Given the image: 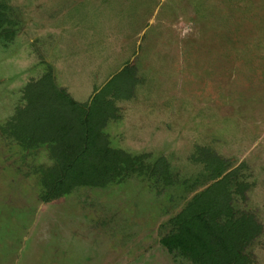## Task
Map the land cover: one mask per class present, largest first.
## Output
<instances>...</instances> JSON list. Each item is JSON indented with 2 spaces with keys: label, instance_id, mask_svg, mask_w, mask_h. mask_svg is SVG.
<instances>
[{
  "label": "rangeland",
  "instance_id": "obj_1",
  "mask_svg": "<svg viewBox=\"0 0 264 264\" xmlns=\"http://www.w3.org/2000/svg\"><path fill=\"white\" fill-rule=\"evenodd\" d=\"M0 17V264H191L161 240L214 182L210 155L238 177L231 205L261 226L244 254L264 264V0H0ZM46 75L83 105L117 77L109 146L163 160L170 182L146 170L41 200L49 144L11 124Z\"/></svg>",
  "mask_w": 264,
  "mask_h": 264
},
{
  "label": "trees",
  "instance_id": "obj_2",
  "mask_svg": "<svg viewBox=\"0 0 264 264\" xmlns=\"http://www.w3.org/2000/svg\"><path fill=\"white\" fill-rule=\"evenodd\" d=\"M3 22L0 17V25ZM116 80L113 77L101 92L118 91L113 86ZM45 81L47 86L40 92L27 93L29 104L11 124L21 144H49L54 164L42 172L45 193L41 200L55 199L81 186L103 188L146 170L170 182L163 160L145 166L143 156L133 157L109 146L102 130L114 118L113 107L101 92L83 105L54 88L50 76ZM203 166L214 182L171 219V232L162 238L161 246L191 264H248L244 252L261 234V226L252 215L238 213L231 205V186L241 187L235 171L227 172L224 161L212 155L204 158Z\"/></svg>",
  "mask_w": 264,
  "mask_h": 264
}]
</instances>
